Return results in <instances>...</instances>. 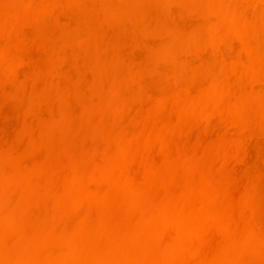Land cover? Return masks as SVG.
<instances>
[{
  "label": "bare ground",
  "instance_id": "6f19581e",
  "mask_svg": "<svg viewBox=\"0 0 264 264\" xmlns=\"http://www.w3.org/2000/svg\"><path fill=\"white\" fill-rule=\"evenodd\" d=\"M260 140L264 0H0V264H264Z\"/></svg>",
  "mask_w": 264,
  "mask_h": 264
},
{
  "label": "rangeland",
  "instance_id": "374dc122",
  "mask_svg": "<svg viewBox=\"0 0 264 264\" xmlns=\"http://www.w3.org/2000/svg\"><path fill=\"white\" fill-rule=\"evenodd\" d=\"M148 107V105H145L142 109L144 110V108L146 109ZM135 110H137V109H135V108H132V110L130 111V113H132V114H130V116L132 115V116H134V117H136L135 116V113H136V111ZM134 111H135V113H134ZM134 113V114H133ZM143 114H145V112H143ZM139 119V117L137 116V120ZM139 121V120H138ZM222 131H220L219 132V135H222V133H221ZM224 133V132H223ZM229 133H232V132H229ZM228 133V134H229ZM218 134V133H217ZM213 136H215L214 138H218V136L216 135V134H214V135H212V137ZM213 138V139H214ZM213 139H211V140H213ZM191 141L193 142L194 140L193 139H191ZM263 140H260L259 141V143L257 144V142L254 144L255 145V147H252L251 145V147H249V145H248V147H247V145H245L244 146V148H245V154L242 156V158H243V161L245 162V163H247L248 164V162L250 161L251 162V160H257V162L258 161H260L259 159H257L256 158V156L260 153V150L258 149L259 148V146H260V148H263L264 149V145H263ZM258 146H257V145ZM261 144H262V146H261ZM250 148V149H249ZM247 149V150H246ZM252 149V150H251ZM257 149V150H256ZM252 151V152H251ZM253 151H254V153H253ZM264 151V150H263ZM249 153V154H248ZM247 154V155H246ZM252 155H254L253 157H252ZM246 157V158H245ZM252 157V158H251ZM248 159H249V161H248ZM248 161V162H246V161ZM253 161H252V163H253ZM244 162H241V164H240V162H234V161H232V163H231V165L229 166L230 167V169L232 170V171H235V173L237 174V175H235V178H237V179H240L239 180V183L240 184H242L241 182L243 181V179L244 178H242V173H243V170L246 168V167H248V165H245L244 164ZM249 162V163H250ZM259 163V162H258ZM244 165V166H243ZM241 167V168H240ZM220 169V164L218 163V164H216V166L214 167V171H213V173L214 174H216V172H218V170ZM242 169V170H241ZM237 171H238V173H237ZM242 178V179H241Z\"/></svg>",
  "mask_w": 264,
  "mask_h": 264
}]
</instances>
